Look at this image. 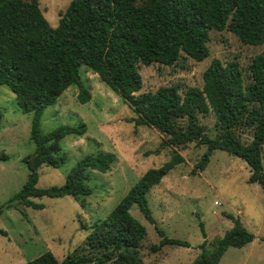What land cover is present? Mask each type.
<instances>
[{
    "label": "trees",
    "instance_id": "trees-1",
    "mask_svg": "<svg viewBox=\"0 0 264 264\" xmlns=\"http://www.w3.org/2000/svg\"><path fill=\"white\" fill-rule=\"evenodd\" d=\"M222 30L243 44L261 45L264 0H70L53 27L43 17L38 0H0V85L11 90L23 112L31 113L29 135L34 143L33 153L24 159L26 180L9 201L39 207L31 198L88 195L92 192L89 171L105 172L113 162L110 152L86 154L69 169L62 184L36 186L41 164L55 167L64 160L65 154L57 153L58 141L85 132L82 122L39 132L42 110L69 85H76L79 103L89 100L90 93L80 81V66L128 103L134 124L161 133L160 146L204 145L193 166L198 170L204 169L213 150H223L246 163L247 182L258 184L264 192V51L252 56L244 75L234 60L222 63L214 58L201 73L200 88L175 83L139 92V66H170L181 54L202 61L208 56L209 32ZM208 110L215 117L214 137L198 120ZM237 130L247 131L250 139L241 140ZM181 161L174 151L162 165L146 169L102 220L86 226L82 245L86 253L58 259L46 250L24 264H144L139 246L145 229L129 213L132 205L160 236L150 251L163 245L188 247L187 241L167 237L155 226L146 196ZM225 216L232 226L209 252L200 225L203 240L193 264H217L228 247L239 248L253 239L238 217Z\"/></svg>",
    "mask_w": 264,
    "mask_h": 264
},
{
    "label": "rangeland",
    "instance_id": "rangeland-1",
    "mask_svg": "<svg viewBox=\"0 0 264 264\" xmlns=\"http://www.w3.org/2000/svg\"><path fill=\"white\" fill-rule=\"evenodd\" d=\"M69 1L38 0V7L53 27ZM207 47L208 56L199 62L181 54L170 66H139V92L175 83L181 88H200L201 73L214 58L222 63L234 60L244 75L252 56L264 51V40L252 46L241 43L227 30L210 31ZM79 77L90 93L89 100L79 103L76 85H69L42 110L39 132L44 134L57 126L78 122L84 123L85 132L66 135L58 141L57 153H64V160L55 167L41 164L36 186L62 184L69 169L86 154L110 152L114 160L105 172L89 171L90 194L31 198L39 207L9 201L26 180L24 159L34 151L29 135L32 115L17 106L6 85H0V264H24L46 250L58 259L68 253H86L82 247L88 233L86 226L102 220L146 169L162 165L174 151L182 161L170 168L146 196L155 226L167 237L187 241L189 246L163 245L150 251L149 246L157 243L160 236L132 205L129 213L145 229L139 246L143 263L193 264L203 240L200 225L205 233L204 249L209 252L215 240L232 226L225 216L229 214L238 217L253 239L239 248L228 247L217 264H264V192L258 184L247 182L246 163L216 149L203 170L194 169L204 145L160 146L164 136L152 127L134 124L131 119L135 114L128 103L96 74L80 66ZM198 120L206 134L214 137L213 112L199 114ZM236 132L244 142L250 139L247 131ZM261 162L264 168V143Z\"/></svg>",
    "mask_w": 264,
    "mask_h": 264
}]
</instances>
